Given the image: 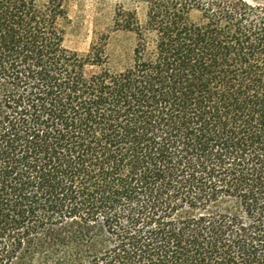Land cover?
Segmentation results:
<instances>
[{"label":"trees","instance_id":"16d2710c","mask_svg":"<svg viewBox=\"0 0 264 264\" xmlns=\"http://www.w3.org/2000/svg\"><path fill=\"white\" fill-rule=\"evenodd\" d=\"M68 0H0V264H264V0H145L65 45Z\"/></svg>","mask_w":264,"mask_h":264},{"label":"rangeland","instance_id":"374dc122","mask_svg":"<svg viewBox=\"0 0 264 264\" xmlns=\"http://www.w3.org/2000/svg\"><path fill=\"white\" fill-rule=\"evenodd\" d=\"M120 9L136 11L143 19L145 0H68L66 47L87 55L93 43L109 38L106 54L110 64L124 66L131 59L135 40L133 35L118 32L114 26Z\"/></svg>","mask_w":264,"mask_h":264}]
</instances>
